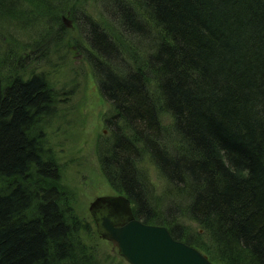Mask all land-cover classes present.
I'll return each instance as SVG.
<instances>
[{"label": "trees", "instance_id": "trees-1", "mask_svg": "<svg viewBox=\"0 0 264 264\" xmlns=\"http://www.w3.org/2000/svg\"><path fill=\"white\" fill-rule=\"evenodd\" d=\"M132 3L117 5L123 29L146 36L142 16L160 33L147 71L114 68L117 43L87 23L90 66L116 117L104 176L135 218L166 226L213 264H264V0ZM21 73L0 68V264H92L80 241L86 224L71 212L37 127L52 112V91L43 74ZM135 142L178 198V214L149 207Z\"/></svg>", "mask_w": 264, "mask_h": 264}, {"label": "rangeland", "instance_id": "rangeland-1", "mask_svg": "<svg viewBox=\"0 0 264 264\" xmlns=\"http://www.w3.org/2000/svg\"><path fill=\"white\" fill-rule=\"evenodd\" d=\"M120 3L134 7L132 0H0V68L5 75L43 74L49 84L53 109L37 127L43 132L48 156L57 161L60 186L71 212L86 224L80 241L92 264L129 263L97 232L89 211L96 197L116 194L104 176L100 160L102 153L111 151L116 117L111 104L100 94L96 73L90 66V59L97 55L88 44L87 23L94 21L117 43L119 55L112 65L119 71L135 65L147 71V55L153 53L160 34L142 16L146 36L125 31L117 7ZM149 89L155 100L158 92L154 80ZM156 103L159 109L161 102ZM160 110L164 127L167 114ZM116 126L120 132L122 123L117 121ZM166 132L168 140L172 127H167ZM123 133L131 136L124 128ZM157 142L164 147V129ZM137 146V172L145 183L141 182L148 205L164 217L168 206L178 198L166 192L167 182L150 153ZM171 212L179 213L175 207Z\"/></svg>", "mask_w": 264, "mask_h": 264}, {"label": "water", "instance_id": "water-1", "mask_svg": "<svg viewBox=\"0 0 264 264\" xmlns=\"http://www.w3.org/2000/svg\"><path fill=\"white\" fill-rule=\"evenodd\" d=\"M89 211L97 232L129 264H213L196 247L173 238L166 226L135 218L130 200L123 194L98 196Z\"/></svg>", "mask_w": 264, "mask_h": 264}]
</instances>
